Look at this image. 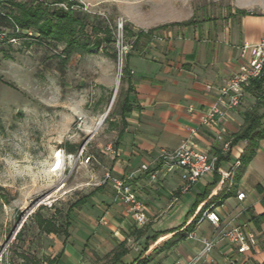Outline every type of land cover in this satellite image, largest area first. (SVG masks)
Returning <instances> with one entry per match:
<instances>
[{"label": "crops", "instance_id": "crops-1", "mask_svg": "<svg viewBox=\"0 0 264 264\" xmlns=\"http://www.w3.org/2000/svg\"><path fill=\"white\" fill-rule=\"evenodd\" d=\"M238 9L252 13L240 14ZM172 16L165 22L194 21L188 25H169L156 31L150 39L143 37L127 54L124 62L126 95L131 88L132 110L123 113L121 107L122 126L114 143V152L106 147L107 169L115 175L131 177L139 198L146 205V224L151 227L140 241L145 242L146 237L160 233L156 240L148 242L145 252L138 255L129 252L120 264H131L139 256L144 260L142 264H150L155 255L161 254L165 255L155 264H173L176 259L187 262L200 251L202 239L210 237L214 230L209 221L199 220L195 224V238H189L188 232L183 231L186 227L171 230L185 223L197 196L213 177H203L188 192H183L179 171L166 172L160 165V152L180 146L189 139L193 129L198 131L193 140L200 147L211 152L216 148L220 150V144L215 141L217 132L223 129L226 136L233 138L244 123L245 111L260 105L259 95L246 90L241 109L230 113L223 123L211 127L201 124L203 113L219 94L218 87L239 68L241 45L257 43L264 35V0H233L226 9L218 12L194 8L188 16L181 17L179 13ZM130 22L135 31L165 23ZM207 84L215 88L207 89ZM190 107L194 109L190 110ZM263 111V107L262 110L259 108L260 113ZM246 144L241 141L233 145L229 160L223 161L220 168L226 170L236 157L242 155ZM145 163L150 168L141 171L140 166ZM220 180L212 188L211 195L216 197L212 204L220 213L223 224L244 226L255 234L257 243L247 253L239 254L231 243L220 242L202 264H227L229 259L243 264H264V138L259 140L254 156L244 165L231 190ZM242 191L246 197L239 200L237 194ZM91 193L87 201L93 200L92 210L96 211L95 215L100 213L101 225L97 218L86 214L82 218L77 215L80 210L77 211V216L70 219V236L64 237L59 250L49 256L54 258L61 253L59 264L65 260H71V264H91L88 259H96L95 254L103 257L112 252L119 243L130 239L128 234L136 235L135 228H141L136 225L127 204L116 195L103 193L99 202L95 193ZM186 196L187 204L183 206L178 222H168L174 208L183 204ZM183 217L185 221L181 222ZM189 221H193V216L188 218L187 224ZM73 233L79 238L77 245L74 239L72 241ZM169 240L173 244L165 248ZM184 241L189 243L185 245Z\"/></svg>", "mask_w": 264, "mask_h": 264}, {"label": "rangeland", "instance_id": "rangeland-1", "mask_svg": "<svg viewBox=\"0 0 264 264\" xmlns=\"http://www.w3.org/2000/svg\"><path fill=\"white\" fill-rule=\"evenodd\" d=\"M232 1L65 0L57 5L67 10L82 9L89 15L79 35L81 42L108 34L113 40L92 51L77 50L67 61H62L64 42H39L40 34L34 29L14 33L11 27L0 28V264H34V260L47 264L44 257L59 250L65 236L40 231L34 217L38 210L65 223L68 209L79 198L94 192L100 202L103 193L116 195L106 180L109 170L105 162L106 147H114L122 126L121 107L127 89L126 73L120 71L116 52L119 36L123 34L125 42L133 46L135 33L152 31L153 35L166 29L175 23L165 22L174 13L185 17L194 8L218 12ZM7 8L0 3V10ZM130 20L165 23L135 31ZM119 22L123 23L121 31ZM254 107L262 110L261 105ZM108 109L106 119L99 124ZM75 146L78 149L72 152ZM59 153L62 166L55 169ZM187 197L169 214L168 222L177 221ZM92 202L90 199L76 207L69 217L83 218L86 214L101 225L100 213L94 214ZM191 226L189 221L183 231L190 232ZM150 227L145 224L141 228L148 232ZM73 236L72 241L79 244V238ZM128 236V253L145 252L144 240L132 232ZM68 246L71 248V243ZM108 254H95L96 259L88 262L105 264ZM164 255H155L150 264ZM71 263L65 260L61 264Z\"/></svg>", "mask_w": 264, "mask_h": 264}, {"label": "built area", "instance_id": "built-area-1", "mask_svg": "<svg viewBox=\"0 0 264 264\" xmlns=\"http://www.w3.org/2000/svg\"><path fill=\"white\" fill-rule=\"evenodd\" d=\"M119 29L120 31L123 29V23L121 22H119ZM116 46L121 71L124 69V62L132 45L125 42L124 36L121 34ZM240 48L242 62L225 83L218 87V96L202 115V126L211 127L223 123L230 113L240 110L247 87L253 80L258 79L262 75L264 68V35L259 42H246ZM206 88L213 89L215 87L212 84H207ZM193 109V107H190V110ZM197 133L198 131L193 129L189 139L177 148L161 150L159 155L161 167L169 173L179 171L183 192H188L203 177H213L216 172L221 177L220 183L226 185L228 190H231L241 173L243 166L241 156L236 157L226 170L220 168L217 171L219 155L200 147L193 140ZM215 141L220 144L222 155L227 156L231 154L233 150L232 138L226 136L225 130L220 129L217 132ZM108 149L114 152L112 145ZM149 168L150 165L146 163L140 166L141 171H147ZM106 180L112 185L116 197L127 204L128 211L134 218L136 225L143 227L148 221L147 208L139 198L138 191L132 183L131 177L112 175L108 171L106 173ZM245 197L246 193L243 191L237 194L239 200H243ZM214 207V204L209 206L200 219V221L207 220L213 225L214 230L212 235L202 239V247L192 259L187 262L176 259L173 264H202L220 242L227 241L231 243L239 254L247 253L257 243L255 234L246 230L244 226L223 224L220 213ZM188 237H196L194 230L188 232ZM227 264H243V262L229 259Z\"/></svg>", "mask_w": 264, "mask_h": 264}, {"label": "trees", "instance_id": "trees-1", "mask_svg": "<svg viewBox=\"0 0 264 264\" xmlns=\"http://www.w3.org/2000/svg\"><path fill=\"white\" fill-rule=\"evenodd\" d=\"M64 1L65 0H0V3L8 6L6 11L0 10V28L11 27L13 28L14 33H16L18 29H34L40 34L39 42H45V44H47L48 42H64L65 47L63 52L65 54V58L62 59V61H67L70 58V55L77 50L92 51L94 48L102 46L105 42L111 43L113 41L111 34H108L105 38L97 37L92 42H81L79 39V35L80 33L84 32L89 15L82 9L67 10L57 5ZM73 3L70 2L69 4L72 5ZM238 12L240 14L252 13L247 12L243 9H238ZM193 21L194 20L175 22L172 25H188ZM132 35H134V33H132ZM135 36L136 39L133 47H136L140 39L143 37L150 39L152 37V31L145 33L141 30L135 33ZM130 90L131 88H129L128 94L126 95L124 103L122 105L123 113L132 110L129 97ZM246 90H250L251 92L259 95L261 99V103L259 104L264 109V68L262 75L258 79L253 80ZM259 108L260 107H253L252 109L245 111L244 123L241 126L240 130L235 133L232 138V146L238 144L241 141H247L246 147L241 155V162L243 164L242 169L244 165H247L254 156L258 147L259 140L264 138V111L260 113ZM72 148V152L78 149L77 146ZM215 153L219 155V161L217 163L218 171L220 169L221 163L225 160H229L230 154L224 156L217 148ZM219 180L220 175L216 172L213 175L212 182L208 183L203 189L202 193L197 196L193 208L187 214L185 223L181 227L172 229L171 231L185 228L187 220L190 216H193L191 226L192 228L190 231L194 230L195 224H197V222L200 220L204 211L215 201L216 197H213L211 195V190ZM91 194L85 195L72 203L65 215V223H58L53 217H45L40 212V210H38L35 213L34 217L40 231L46 234H62L65 236V239H67L70 236L68 227L71 225V218L69 217L71 216V212L76 207L85 204ZM133 232L136 233L139 237H142L143 235H145L146 230L143 228H135ZM22 234L23 231L21 230L18 235L21 237ZM159 234V232H156L153 235L146 237L144 250L148 249V242L150 240H156ZM126 243L127 241L119 243L117 247L107 255L106 258H108L109 260L105 264H120L122 262L123 256L128 253ZM172 244L173 241L169 240L165 243L164 246L169 247ZM60 256L61 253H59L57 257L54 258H51L49 256H45L44 258L47 264H59ZM25 258L27 260H30L28 259V257ZM33 263L39 264V261L34 260ZM142 263H144V260L139 256L131 264Z\"/></svg>", "mask_w": 264, "mask_h": 264}, {"label": "bare ground", "instance_id": "bare-ground-1", "mask_svg": "<svg viewBox=\"0 0 264 264\" xmlns=\"http://www.w3.org/2000/svg\"><path fill=\"white\" fill-rule=\"evenodd\" d=\"M56 157H57V159H56V162H55V164H56L55 169H60L61 166H62V156L59 153Z\"/></svg>", "mask_w": 264, "mask_h": 264}, {"label": "water", "instance_id": "water-1", "mask_svg": "<svg viewBox=\"0 0 264 264\" xmlns=\"http://www.w3.org/2000/svg\"><path fill=\"white\" fill-rule=\"evenodd\" d=\"M109 110H110V109L107 110V112L105 113L104 117L101 119V121H100L99 124H101V123L104 122V120L106 119V117H107V115H108V113H109Z\"/></svg>", "mask_w": 264, "mask_h": 264}]
</instances>
